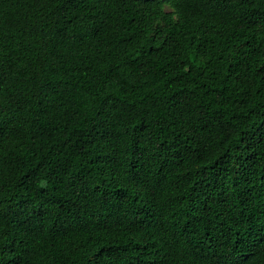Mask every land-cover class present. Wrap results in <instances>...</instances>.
<instances>
[{
  "label": "trees",
  "instance_id": "trees-1",
  "mask_svg": "<svg viewBox=\"0 0 264 264\" xmlns=\"http://www.w3.org/2000/svg\"><path fill=\"white\" fill-rule=\"evenodd\" d=\"M0 264H264V0H0Z\"/></svg>",
  "mask_w": 264,
  "mask_h": 264
},
{
  "label": "rangeland",
  "instance_id": "rangeland-1",
  "mask_svg": "<svg viewBox=\"0 0 264 264\" xmlns=\"http://www.w3.org/2000/svg\"><path fill=\"white\" fill-rule=\"evenodd\" d=\"M149 65L148 63H142L139 65V69L141 71V73H146L148 71Z\"/></svg>",
  "mask_w": 264,
  "mask_h": 264
}]
</instances>
